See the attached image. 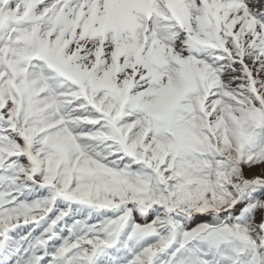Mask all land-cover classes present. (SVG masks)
I'll use <instances>...</instances> for the list:
<instances>
[{
    "label": "snow or ice",
    "instance_id": "1",
    "mask_svg": "<svg viewBox=\"0 0 264 264\" xmlns=\"http://www.w3.org/2000/svg\"><path fill=\"white\" fill-rule=\"evenodd\" d=\"M0 264H264V0H0Z\"/></svg>",
    "mask_w": 264,
    "mask_h": 264
}]
</instances>
